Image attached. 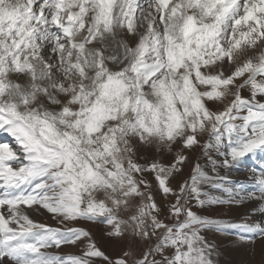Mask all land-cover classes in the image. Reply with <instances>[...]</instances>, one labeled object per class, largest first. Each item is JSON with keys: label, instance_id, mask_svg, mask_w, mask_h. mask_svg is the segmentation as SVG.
Masks as SVG:
<instances>
[{"label": "snow or ice", "instance_id": "1", "mask_svg": "<svg viewBox=\"0 0 264 264\" xmlns=\"http://www.w3.org/2000/svg\"><path fill=\"white\" fill-rule=\"evenodd\" d=\"M0 134V264H264V0H0Z\"/></svg>", "mask_w": 264, "mask_h": 264}, {"label": "rangeland", "instance_id": "2", "mask_svg": "<svg viewBox=\"0 0 264 264\" xmlns=\"http://www.w3.org/2000/svg\"><path fill=\"white\" fill-rule=\"evenodd\" d=\"M95 230L96 229L93 228V231H95ZM225 246H227V245H225ZM65 251H71V249H65ZM224 259H231V257L230 256H225Z\"/></svg>", "mask_w": 264, "mask_h": 264}, {"label": "bare ground", "instance_id": "3", "mask_svg": "<svg viewBox=\"0 0 264 264\" xmlns=\"http://www.w3.org/2000/svg\"><path fill=\"white\" fill-rule=\"evenodd\" d=\"M2 136V138L0 139V141L4 140V139H9L6 135L4 134H0Z\"/></svg>", "mask_w": 264, "mask_h": 264}]
</instances>
